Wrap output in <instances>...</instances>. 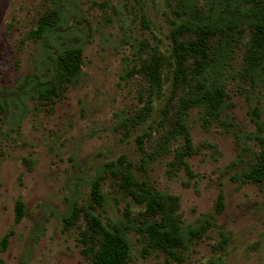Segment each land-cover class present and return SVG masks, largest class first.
Listing matches in <instances>:
<instances>
[{
    "label": "rangeland",
    "instance_id": "obj_1",
    "mask_svg": "<svg viewBox=\"0 0 264 264\" xmlns=\"http://www.w3.org/2000/svg\"><path fill=\"white\" fill-rule=\"evenodd\" d=\"M55 1L63 20L47 46L31 32L52 1L0 0V101L7 107L0 112V264H93L86 211L108 229L133 220L129 264H264V183L243 178L264 148V71L254 84L243 76L244 44L224 68L229 98L221 120L208 123L199 108L183 115L189 153L184 136L173 135L186 94L174 90L171 60L151 115L135 121L149 97L141 64L152 48L171 55L176 3ZM211 2L198 0L201 8ZM50 46H81V73L50 102L13 101L29 77L44 73ZM125 168L139 183L177 197L185 227L209 222L206 234L176 256L150 247L134 228L146 218L145 206L121 187ZM96 179L102 207L91 193ZM72 209L79 216L67 222Z\"/></svg>",
    "mask_w": 264,
    "mask_h": 264
},
{
    "label": "trees",
    "instance_id": "obj_2",
    "mask_svg": "<svg viewBox=\"0 0 264 264\" xmlns=\"http://www.w3.org/2000/svg\"><path fill=\"white\" fill-rule=\"evenodd\" d=\"M43 13L31 38L43 45H49L53 35L63 20L62 10L55 0ZM175 4L173 13L179 21H174L170 30L172 52L169 57L157 48L150 50L148 58L141 64L140 73L148 82L149 97L146 106L136 117L138 123L151 115L154 98H160L166 81L165 70L172 61L173 87L186 94L179 114L178 129L174 136L183 135L188 152L192 150L189 128L183 119L193 108L204 112L208 123L219 122L229 96L223 80L224 68L233 57L236 47L245 46L246 69L243 76L253 84L264 71V0H212L206 8H201L198 0H167ZM250 37L245 41V34ZM52 47V48H51ZM48 65L44 73L38 72L27 79L19 98L30 97L34 101L50 102L58 93L74 83L82 70L83 48L81 46L55 48L46 47ZM17 94V93H15ZM14 95V94H13ZM17 98V99H16ZM0 112H7L5 101H0ZM164 149V148H163ZM148 156L144 157L146 161ZM121 187L139 205L145 206L146 218L134 226L148 241L150 247L176 256L179 249L185 248L195 239L202 238L209 222L201 220L195 227H185L179 216V199L139 183L134 174L125 168L120 172ZM244 181L254 184L264 183V148L256 162L243 173ZM92 197L95 204L102 207L105 196L100 179L92 183ZM24 205L16 206L17 221L23 217ZM80 211L72 209L67 222H74ZM87 229L94 235L95 252L93 264H129L132 245L128 231L133 228V220L127 225L116 224L108 229L94 213L86 211ZM7 240L4 241L6 247Z\"/></svg>",
    "mask_w": 264,
    "mask_h": 264
}]
</instances>
